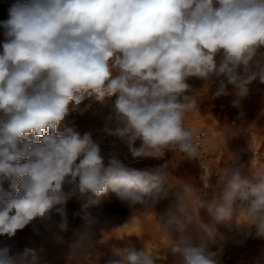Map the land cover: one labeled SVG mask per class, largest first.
I'll use <instances>...</instances> for the list:
<instances>
[{"label":"clouds","instance_id":"9594fccd","mask_svg":"<svg viewBox=\"0 0 264 264\" xmlns=\"http://www.w3.org/2000/svg\"><path fill=\"white\" fill-rule=\"evenodd\" d=\"M0 28V237L29 226L40 235L42 224L64 243L66 205L76 198L84 229L69 247L80 264L101 223L100 213L90 211L100 197L111 192L129 207L154 209L169 196L164 186L178 185L158 217L174 264H218L209 246L217 226L233 220L242 236L254 229L264 238V166L220 168L208 199L192 182H175L167 164L137 170L115 156L105 162L89 133L58 131L70 103L86 97L103 103L118 94L103 117L105 131L134 158L159 159L173 150L200 159L205 170L196 133L185 124L199 110L187 81H203L202 89L218 81L213 98L229 95L232 85L234 105L253 81L264 83V0H14ZM113 254L119 259L106 264H156L154 254L131 245ZM39 256L33 247L14 252L0 244V264H39Z\"/></svg>","mask_w":264,"mask_h":264},{"label":"rangeland","instance_id":"374dc122","mask_svg":"<svg viewBox=\"0 0 264 264\" xmlns=\"http://www.w3.org/2000/svg\"><path fill=\"white\" fill-rule=\"evenodd\" d=\"M13 2L14 0H0V21L7 20L8 8ZM3 41V29L0 28V43ZM187 82L191 91L186 94L196 96L199 110L189 113L186 119L194 126L205 128L207 132L204 144L208 155L205 170L200 169L195 159H188L183 153L173 150L159 159L134 158L127 145L117 137H104L103 134L107 132L103 117L111 110L118 94L105 98L103 103L96 101L94 97H86L79 105L70 103L68 115L58 131H63L68 126L75 127L81 136L89 133L93 142L100 146L105 162L110 156H115L126 167L137 170L167 164L166 170L175 182H192L201 190L202 195L206 194L211 199L217 192L216 173L220 168L243 165L250 172H254L257 167L264 166V83L252 82L248 96L234 105L237 97L233 94L232 85L227 86L229 95L213 98L218 81L209 89L207 86L202 89L204 82L197 78H189ZM225 131L227 136L222 139ZM108 146H113L111 155L107 153ZM134 146L139 147L140 141ZM23 162L22 160L21 163ZM4 187L9 190L7 183ZM164 187L169 196L154 209L144 210L139 205L129 207L111 192L100 197L101 203L90 211L93 214L100 213L101 223L93 227V248L85 260L81 258L80 264H106L108 259H119L114 256V249L129 245L137 250L147 249L155 255L156 264H174L177 257L166 245L167 235L160 230L158 217L173 202L172 194L178 190V185ZM66 210L69 229L61 233L64 243L55 242L53 234L46 231L42 224H38L40 235L33 233L29 226L18 231L11 239L0 237V244L10 245L14 252L23 251L25 247L40 250L39 264H77L76 260L70 258L69 244L75 239V232L84 229V221L81 216L76 215L81 210V202L73 198L67 203ZM199 215L205 223L209 222L206 210L201 209ZM53 219L58 220L59 217L54 216ZM104 220H108V225L104 224ZM101 229L109 232L104 233ZM240 232L235 220L217 226L216 242L209 246V250L219 253L216 257L218 264H264V238L256 237L254 229L253 235L249 237L242 236ZM173 238L175 239V234Z\"/></svg>","mask_w":264,"mask_h":264},{"label":"built area","instance_id":"2783aa9c","mask_svg":"<svg viewBox=\"0 0 264 264\" xmlns=\"http://www.w3.org/2000/svg\"><path fill=\"white\" fill-rule=\"evenodd\" d=\"M185 124H186L187 127L191 128L196 133V139L198 140L199 145H200L201 159L204 161L205 166H207L208 155H207L206 150L204 149L205 138H206V134H207L206 129L203 128V127H198V126L192 125L187 119H185ZM107 135H108L107 133L103 134L104 137H107ZM117 142H118V140H116V143ZM107 149H108L107 153L109 155H111L112 152H113V146H108ZM169 151L170 150H166L165 153H167ZM195 161L197 162V164L200 167V169L203 170L204 168L201 167L202 161L200 159H195ZM205 169H206V167H205Z\"/></svg>","mask_w":264,"mask_h":264},{"label":"crops","instance_id":"0c3cea01","mask_svg":"<svg viewBox=\"0 0 264 264\" xmlns=\"http://www.w3.org/2000/svg\"><path fill=\"white\" fill-rule=\"evenodd\" d=\"M255 81H257V82H258V81H259V79L255 80ZM253 82H254V81H253Z\"/></svg>","mask_w":264,"mask_h":264}]
</instances>
